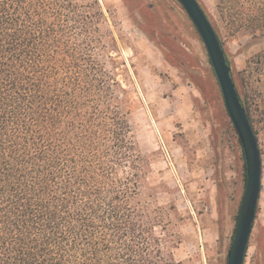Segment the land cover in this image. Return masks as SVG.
Masks as SVG:
<instances>
[{"label":"trees","instance_id":"obj_1","mask_svg":"<svg viewBox=\"0 0 264 264\" xmlns=\"http://www.w3.org/2000/svg\"><path fill=\"white\" fill-rule=\"evenodd\" d=\"M218 1L264 37V0ZM99 7L0 0V264H184L170 213L142 198L151 163L101 58Z\"/></svg>","mask_w":264,"mask_h":264},{"label":"rangeland","instance_id":"obj_2","mask_svg":"<svg viewBox=\"0 0 264 264\" xmlns=\"http://www.w3.org/2000/svg\"><path fill=\"white\" fill-rule=\"evenodd\" d=\"M98 1L101 58L127 91L132 131L151 163L142 198L170 213L179 261L228 264L247 169L205 43L179 0ZM198 1L258 136L262 191L244 264H264V78L256 64L264 37L226 23L218 0Z\"/></svg>","mask_w":264,"mask_h":264},{"label":"water","instance_id":"obj_3","mask_svg":"<svg viewBox=\"0 0 264 264\" xmlns=\"http://www.w3.org/2000/svg\"><path fill=\"white\" fill-rule=\"evenodd\" d=\"M200 33L216 73L225 105L243 147L247 182L239 208L228 264H244L262 191L263 162L259 140L234 80L222 41L198 0H179Z\"/></svg>","mask_w":264,"mask_h":264}]
</instances>
